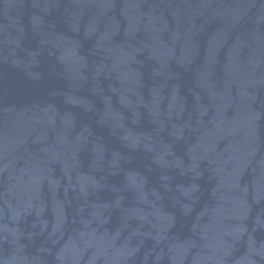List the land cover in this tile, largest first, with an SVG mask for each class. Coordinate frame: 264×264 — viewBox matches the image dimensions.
I'll return each mask as SVG.
<instances>
[{"label":"water","instance_id":"obj_1","mask_svg":"<svg viewBox=\"0 0 264 264\" xmlns=\"http://www.w3.org/2000/svg\"><path fill=\"white\" fill-rule=\"evenodd\" d=\"M0 264H264V0H0Z\"/></svg>","mask_w":264,"mask_h":264}]
</instances>
